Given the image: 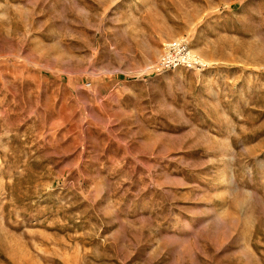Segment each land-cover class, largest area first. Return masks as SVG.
Returning <instances> with one entry per match:
<instances>
[{"label":"rangeland","instance_id":"rangeland-1","mask_svg":"<svg viewBox=\"0 0 264 264\" xmlns=\"http://www.w3.org/2000/svg\"><path fill=\"white\" fill-rule=\"evenodd\" d=\"M0 264H264V0H0Z\"/></svg>","mask_w":264,"mask_h":264},{"label":"built area","instance_id":"built-area-1","mask_svg":"<svg viewBox=\"0 0 264 264\" xmlns=\"http://www.w3.org/2000/svg\"><path fill=\"white\" fill-rule=\"evenodd\" d=\"M209 66L206 61L194 53L189 41L184 38L179 42L165 43L162 48V55L150 69H153L151 73H163L180 67L187 70L203 71Z\"/></svg>","mask_w":264,"mask_h":264},{"label":"bare ground","instance_id":"bare-ground-1","mask_svg":"<svg viewBox=\"0 0 264 264\" xmlns=\"http://www.w3.org/2000/svg\"><path fill=\"white\" fill-rule=\"evenodd\" d=\"M180 40H182V39H177V40H174V41L169 42V43H167V44H171V43L179 42ZM174 50H176V49H174ZM194 53H195V52H194ZM196 54H197V53H196ZM161 55H162V53L160 54V56H161ZM197 55H199V54H197ZM160 56H159V57H160ZM199 57L202 58L200 55H199ZM202 59H203V58H202ZM204 59H205V58H204ZM204 59H203V60H204ZM204 61H205V60H204ZM151 70H153V69H150V71H151Z\"/></svg>","mask_w":264,"mask_h":264},{"label":"crops","instance_id":"crops-1","mask_svg":"<svg viewBox=\"0 0 264 264\" xmlns=\"http://www.w3.org/2000/svg\"><path fill=\"white\" fill-rule=\"evenodd\" d=\"M198 27H199V26H198ZM198 27H197V28H198ZM197 28H195V30H196ZM161 40H162V39H161ZM161 40H160V39H159V40H157V41H158V43H161ZM164 40H165V39H164Z\"/></svg>","mask_w":264,"mask_h":264}]
</instances>
